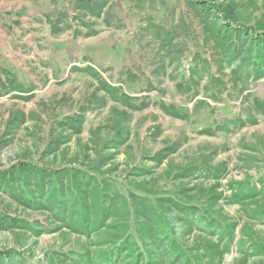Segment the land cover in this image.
<instances>
[{"label": "rangeland", "instance_id": "1", "mask_svg": "<svg viewBox=\"0 0 264 264\" xmlns=\"http://www.w3.org/2000/svg\"><path fill=\"white\" fill-rule=\"evenodd\" d=\"M197 1L0 0V264H264V0Z\"/></svg>", "mask_w": 264, "mask_h": 264}, {"label": "trees", "instance_id": "2", "mask_svg": "<svg viewBox=\"0 0 264 264\" xmlns=\"http://www.w3.org/2000/svg\"><path fill=\"white\" fill-rule=\"evenodd\" d=\"M197 3L199 4V6L201 7L202 11L208 15H213L214 12H212L211 6L209 4V2L207 3L206 1H200L198 0ZM216 17V15H213ZM218 17H216L217 19ZM223 33V34H222ZM230 33H234L238 36L242 37V45L246 48H250V50H252L255 46H257L258 49V55L262 54L261 56V62L264 63V36L262 37H258L256 34H254L253 31H249L248 30H243L241 32V30L233 25H230L228 23L224 24L222 23L221 25H218V34H222L223 36V42H229V34ZM261 63V64H262ZM26 166L21 165L19 167V170L25 169ZM16 170H13V172H8V173H3L0 174V188L4 189L6 192L10 191L11 189L14 188V180L16 178L15 175ZM52 191L55 190V187L52 186L51 188ZM96 200L98 202V204L95 206V209H101L104 213H107L109 211H107V209H105L103 207L102 204H99V199L96 197ZM78 202V201H77ZM81 202V201H80ZM102 203V202H101ZM82 204V203H81ZM83 206V204L81 205V207ZM59 208H61L59 206ZM57 206V210L59 209ZM148 209V216H150L151 214H154V212ZM65 212V211H64ZM64 216H66V213L64 214ZM70 216L71 220L68 223V227L69 228H73L74 231L81 233L82 232H89V230L92 228V224H91V220L90 219H82V213L77 214V212L75 213H71V211L69 213H67V217ZM84 216H87L86 214ZM147 216V218H148ZM154 216V215H151ZM73 222V223H72ZM156 221H154L153 223H155ZM23 226V224H20L18 221L11 219V218H0V229L1 230H10L13 228H21ZM259 249L258 252H262L264 251L263 247L261 245L257 246Z\"/></svg>", "mask_w": 264, "mask_h": 264}]
</instances>
